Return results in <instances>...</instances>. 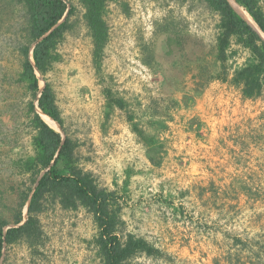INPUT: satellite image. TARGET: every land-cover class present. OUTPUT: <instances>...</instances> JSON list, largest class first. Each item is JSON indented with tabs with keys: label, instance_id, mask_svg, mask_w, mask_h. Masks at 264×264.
Segmentation results:
<instances>
[{
	"label": "rangeland",
	"instance_id": "rangeland-1",
	"mask_svg": "<svg viewBox=\"0 0 264 264\" xmlns=\"http://www.w3.org/2000/svg\"><path fill=\"white\" fill-rule=\"evenodd\" d=\"M65 1L76 6L71 20L77 21L57 45L60 59L45 75L37 72L39 86L52 87L64 126L79 142L83 169L116 192L124 222L119 234L141 236L163 253L139 254L128 264H264V81L252 98L230 81L250 52L232 40L226 75H218L213 46L219 16L203 0H114L105 8L108 41L96 71L83 9L78 0ZM164 18L173 23L159 31L156 23ZM182 33L187 40L180 43ZM14 43L12 33L0 35L4 229L13 225L29 183L16 162L32 154L28 103H37L17 80ZM143 49L151 66L143 62ZM105 89L126 107L115 106L106 116ZM128 113L154 137L158 165L130 129ZM39 221L44 244L38 251L25 242L5 246L0 264H101L97 228L84 208L53 205Z\"/></svg>",
	"mask_w": 264,
	"mask_h": 264
},
{
	"label": "trees",
	"instance_id": "trees-1",
	"mask_svg": "<svg viewBox=\"0 0 264 264\" xmlns=\"http://www.w3.org/2000/svg\"><path fill=\"white\" fill-rule=\"evenodd\" d=\"M110 1L114 0H78L83 9L82 21L93 46L92 63L96 71L100 69L103 49L108 41V25L104 14ZM203 2L219 16L213 46L215 59L219 62L217 74L226 75V48L233 40L250 52V59L234 70L230 81L240 87L245 98L259 95L264 81V38L228 0ZM235 2L250 15L264 35V9L259 1ZM76 9L75 5L71 2L68 5L65 0H0V35H14L13 51L16 52L20 65L17 80L25 84L33 100L37 101L36 106L32 100L28 103L29 123L33 130L32 154L16 162L21 173L28 175L29 183L20 196L13 225L4 229L8 222L0 219V258L5 246L18 242H25L36 253L38 247L44 244L39 214L53 205L72 211L84 208L92 215L97 228L94 243L101 264H128L130 259L139 254L161 256L163 253L160 249L145 238L132 233L123 237L119 234L124 222L120 217L121 205L116 192L100 186L95 175L83 169L76 153L79 142L68 134L64 126L52 87L48 82L42 88L39 86L36 72L45 75L52 64L60 59L57 45L77 21L71 20ZM167 19L156 23L159 31L172 25L173 21ZM182 35L179 37L180 43L187 40L184 33ZM142 53L145 56L143 62L151 66L150 52L143 49ZM205 71L206 68L203 67L200 76ZM103 93L106 116L115 106L120 109L126 107L124 99L116 97L110 89H105ZM37 108L58 123L64 137L41 119ZM126 118L132 132L146 147L148 160L153 165H158L154 137L139 127L132 114L128 113ZM158 124L160 127L164 126L163 121ZM129 174L128 170L125 185ZM28 199L26 220L19 224L23 221V208Z\"/></svg>",
	"mask_w": 264,
	"mask_h": 264
},
{
	"label": "bare ground",
	"instance_id": "bare-ground-1",
	"mask_svg": "<svg viewBox=\"0 0 264 264\" xmlns=\"http://www.w3.org/2000/svg\"><path fill=\"white\" fill-rule=\"evenodd\" d=\"M232 3H233V5H234V7L236 8V10L239 12V13H241L244 17H246L249 21H250V23L257 29V30H259L258 29V26L255 24V22L253 21V19L250 17V15L246 12V11H243L236 3H235V1L234 0H230ZM259 32H261L260 30H259ZM42 119L51 127V128H53V129H55V130H58L59 129V127H58V125H57V123L54 121V120H52L50 117H48L47 115H44V114H42Z\"/></svg>",
	"mask_w": 264,
	"mask_h": 264
},
{
	"label": "water",
	"instance_id": "water-1",
	"mask_svg": "<svg viewBox=\"0 0 264 264\" xmlns=\"http://www.w3.org/2000/svg\"><path fill=\"white\" fill-rule=\"evenodd\" d=\"M229 1V0H228ZM235 1V0H234ZM230 2V1H229ZM230 4H231V2H230ZM232 5V4H231ZM232 7L234 8V6L232 5ZM235 9V8H234ZM236 10V9H235ZM237 11V10H236ZM238 12V11H237ZM239 13V12H238ZM240 14V13H239ZM243 19H245V18H243ZM246 20V19H245ZM247 21V20H246ZM248 22V21H247ZM249 23V22H248ZM250 24V23H249ZM251 25V24H250ZM252 26V25H251ZM253 27V26H252ZM254 28V27H253ZM255 29V28H254ZM259 29V28H258ZM256 30V29H255ZM257 31V30H256ZM258 32V31H257ZM37 73V72H36ZM37 112H38V114H39V116L41 117V119H42V116H41V114H44L43 112H41L40 110H39V108H37ZM44 115H46V114H44ZM49 117V116H48ZM43 120V119H42ZM44 121V120H43ZM45 122V121H44ZM46 123V122H45ZM47 124V123H46ZM48 125V124H47ZM49 126V125H48ZM59 126V125H58ZM50 127V126H49ZM51 128V127H50ZM53 129V128H52ZM53 130H55V129H53ZM56 132H59V133H61L62 135H63V132H62V129H61V127L59 126V129L58 130H55ZM63 137H64V135H63ZM29 199H30V197H29ZM29 199H28V201H27V203H26V205H25V211H27V206H28V203H29ZM26 220V217H24V219H23V221L21 222V223H19V224H22L24 221ZM8 228V227H7Z\"/></svg>",
	"mask_w": 264,
	"mask_h": 264
},
{
	"label": "crops",
	"instance_id": "crops-1",
	"mask_svg": "<svg viewBox=\"0 0 264 264\" xmlns=\"http://www.w3.org/2000/svg\"><path fill=\"white\" fill-rule=\"evenodd\" d=\"M101 140L103 139V140H105V137H103V138H100Z\"/></svg>",
	"mask_w": 264,
	"mask_h": 264
}]
</instances>
